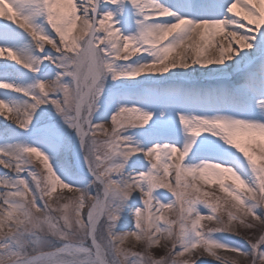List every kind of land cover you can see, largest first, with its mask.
Returning a JSON list of instances; mask_svg holds the SVG:
<instances>
[{"label":"snow or ice","instance_id":"snow-or-ice-1","mask_svg":"<svg viewBox=\"0 0 264 264\" xmlns=\"http://www.w3.org/2000/svg\"><path fill=\"white\" fill-rule=\"evenodd\" d=\"M0 117V264H264V0H0Z\"/></svg>","mask_w":264,"mask_h":264},{"label":"rangeland","instance_id":"rangeland-1","mask_svg":"<svg viewBox=\"0 0 264 264\" xmlns=\"http://www.w3.org/2000/svg\"><path fill=\"white\" fill-rule=\"evenodd\" d=\"M207 190H209V191H216L217 194H221V193H219V186H218V185H208V186H207ZM220 214L223 215V216L225 217V219H227V216H226V213H225V212L221 211ZM204 223H205L206 225L209 224L208 221H205ZM234 223H235V222H234ZM209 226H211V227H215L216 225H215V223L213 222V223H211ZM240 231L242 232V235H245V236H247V235H252L251 230H247V229H243V228H241ZM162 243H164V241H162ZM134 244H135V241H129V243H128L126 246H127V247H132ZM206 258H207V257H206ZM209 259H210V258H209Z\"/></svg>","mask_w":264,"mask_h":264},{"label":"bare ground","instance_id":"bare-ground-1","mask_svg":"<svg viewBox=\"0 0 264 264\" xmlns=\"http://www.w3.org/2000/svg\"><path fill=\"white\" fill-rule=\"evenodd\" d=\"M3 123H4L3 118L0 117V125H2ZM9 123H11V122H9ZM0 171H7V170L3 169L2 166H0Z\"/></svg>","mask_w":264,"mask_h":264}]
</instances>
